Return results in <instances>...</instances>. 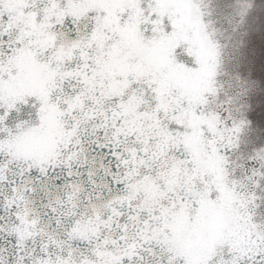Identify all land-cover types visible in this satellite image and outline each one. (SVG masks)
Returning a JSON list of instances; mask_svg holds the SVG:
<instances>
[{
    "label": "snow or ice",
    "instance_id": "6c2138e0",
    "mask_svg": "<svg viewBox=\"0 0 264 264\" xmlns=\"http://www.w3.org/2000/svg\"><path fill=\"white\" fill-rule=\"evenodd\" d=\"M0 264H264V0H0Z\"/></svg>",
    "mask_w": 264,
    "mask_h": 264
}]
</instances>
